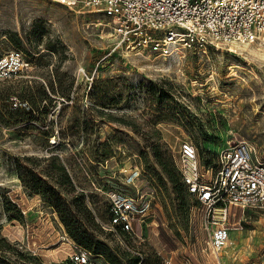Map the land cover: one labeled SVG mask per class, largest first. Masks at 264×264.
<instances>
[{
    "label": "rangeland",
    "instance_id": "rangeland-1",
    "mask_svg": "<svg viewBox=\"0 0 264 264\" xmlns=\"http://www.w3.org/2000/svg\"><path fill=\"white\" fill-rule=\"evenodd\" d=\"M100 21L80 3L0 0V57L29 63L0 79V264H71L77 249L99 264H264V209L231 215L230 244L212 252L175 159L183 139L205 167L244 139L264 160V45L122 51ZM150 190L123 246L102 227L111 203Z\"/></svg>",
    "mask_w": 264,
    "mask_h": 264
},
{
    "label": "built area",
    "instance_id": "built-area-1",
    "mask_svg": "<svg viewBox=\"0 0 264 264\" xmlns=\"http://www.w3.org/2000/svg\"><path fill=\"white\" fill-rule=\"evenodd\" d=\"M80 3L89 12L101 14V30L108 29L116 49L147 51L170 56L173 48L206 51L211 46L234 43L264 45V0H59ZM29 63L20 49L0 57V79L23 74ZM176 165L187 192L208 211L206 246L220 253L231 242L230 216L238 211L264 209V160L256 146L244 139L218 155L205 167L192 140L183 139L175 150ZM155 191L142 198L116 196L103 229L120 244L139 238ZM213 219H210V217ZM242 228V226H239ZM71 264H99L91 251L74 250ZM171 264V263H170Z\"/></svg>",
    "mask_w": 264,
    "mask_h": 264
},
{
    "label": "trees",
    "instance_id": "trees-1",
    "mask_svg": "<svg viewBox=\"0 0 264 264\" xmlns=\"http://www.w3.org/2000/svg\"><path fill=\"white\" fill-rule=\"evenodd\" d=\"M156 157L158 158V159H160V154L159 153H156ZM60 169H63V168H60ZM179 170V169H178ZM180 172V171H179ZM167 173H168V177H169V179H170V181L171 182H173V183H177V181H178V178H176V175L174 174V173H171L169 170H167ZM181 174V173H180ZM181 177H182V175H181ZM183 182V181H182ZM184 184V183H183ZM183 184H181V187L183 186ZM185 185V184H184ZM182 190V189H181ZM66 224L68 225V229L70 230V233L73 235V237L76 239V241H78V242H80V243H85L75 232H74V230H72L71 228H70V224L68 223V220H66ZM108 255V257H109V259L110 260H112L113 262L114 261H116V259H117V256L116 255H114V254H107ZM139 261V258L138 257H134V259H133V262H134V264H137V262Z\"/></svg>",
    "mask_w": 264,
    "mask_h": 264
}]
</instances>
